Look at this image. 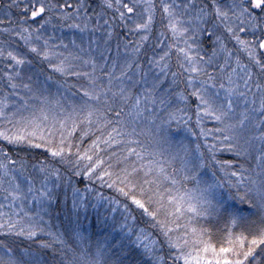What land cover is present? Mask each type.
<instances>
[{"label": "snow or ice", "instance_id": "obj_1", "mask_svg": "<svg viewBox=\"0 0 264 264\" xmlns=\"http://www.w3.org/2000/svg\"><path fill=\"white\" fill-rule=\"evenodd\" d=\"M8 8H16L22 13L19 16L21 23L14 26V29L18 27L21 30L13 29V35L20 36L28 48V53H7L14 61L7 65L11 71L4 73L8 87L13 90L23 88L32 97L47 101V97L37 96L39 89H33L32 76L27 77L29 83L23 80L17 83L22 66L33 63L28 58L31 54L51 70L44 76V89L57 74L62 78L83 77L87 80L86 85H73L81 94V102L73 105L71 115L83 116L89 125L81 131V139L88 135L94 116L97 123L103 118V123L112 124L107 115L114 114L116 126L104 140L96 137L89 149L81 151L72 138L79 124L76 119H72L69 126L71 116L59 119L54 114L50 115L43 106H30L28 99L31 97L22 98L20 108L8 111L7 95L0 98V171L14 182L11 191L4 189L8 193L5 199L11 197L14 205L16 200H27L30 195L33 201L44 206L36 213L25 212V216L34 222L19 228V217L15 221L11 217L4 219L5 214L0 213V232L5 237L24 236L35 244V247L29 245L20 249L17 255L9 243L0 240V264H264V248L257 253V248L264 245V133L258 137L260 145H254L255 137L246 129L250 120L248 108L239 119L233 121L229 118L234 110L233 97L243 98L247 103V94L252 87L260 92L259 111L264 114V0H160L159 4L156 0H11ZM158 11L161 31L157 43L162 45L164 41L161 38L169 33L171 38L166 50L158 57H149L145 52L146 64L151 66L146 67L140 54L152 36ZM54 20L56 24H53ZM57 24L61 28L77 29L80 33L103 30L105 43L114 37L117 39V57L121 43L124 52L131 53V56L120 63L119 74L114 75L117 61L114 60L111 70L105 72L103 68L107 58L101 53L104 63L97 75L95 58L83 59L69 51L63 40L58 45L49 44L52 37L45 38L43 30L49 25L55 28ZM33 36L36 41H42V45L33 43ZM129 36L133 39H128ZM176 37L180 39L177 41ZM71 43L76 45L75 37ZM178 43L183 47H178ZM230 43L233 47H229ZM61 46L64 52L59 51ZM77 48L83 51L80 45ZM106 50L111 51L110 48ZM173 50L176 52L177 70L171 72L172 79L169 80ZM240 53H246L247 63L242 62ZM0 55H3L2 51ZM76 60L91 65V71H80L81 65L73 63ZM153 67L159 70V74L149 80ZM238 69L243 72L242 76ZM253 69H258V73ZM38 71L44 72V69ZM234 76L237 77L235 80ZM241 81L243 92L239 91ZM55 83L67 87L63 79L55 80ZM218 89H225L226 95V102L219 105L216 104ZM14 94L20 96L18 91ZM190 97L198 100L195 104L198 121L200 113L209 115L223 125L217 131L227 133L216 138L217 144L205 141L211 165L219 166L218 171L226 179L221 180L215 171L210 177L203 171L211 165L206 164L199 144L196 145V154L184 148L183 156L176 153L169 158L171 164L179 156L181 164L179 169L172 168L171 173L164 164L156 161H150L148 166L133 164L120 167L133 154L137 160L143 159L144 152H137L130 146L140 144L139 139H134L136 123L142 119H160L164 125L180 120L177 113L182 109L175 108L174 103L187 106ZM255 103L253 93L252 104ZM29 108L32 110L27 116L21 114V109ZM158 112L163 115L158 117ZM253 123L264 125V115ZM129 125H132L130 129ZM156 127L157 132L164 131L161 126ZM160 140L167 143L166 136H160ZM100 143L108 147L125 144L119 150L122 159L114 161L115 171L113 164L106 163L98 151L88 154L92 149L99 150ZM37 149L44 150L42 158L30 156ZM219 150L233 152L236 157H245L255 164L245 167L239 159L217 160L215 153ZM237 165L239 170H236ZM29 167L35 175H24L28 184L25 194L20 190L21 181L14 173L18 169L23 175ZM176 175H180L179 180ZM80 176L114 189L123 199L104 196L91 184H85L82 192L73 183V177ZM37 179L38 188L35 187ZM191 180L197 185V189H193L198 191L195 198L187 191L167 196L160 191L164 181L175 186L181 181ZM62 187L65 201L69 187L72 193L68 227L63 231L52 230L43 225L40 212L48 214V207L58 204L60 193L57 190ZM93 191L95 196L87 198ZM165 191L170 193L173 189ZM236 201L247 205V212ZM89 208L95 214L98 230L103 233L96 240L92 239L93 225L84 224ZM134 211H139L140 216L133 215ZM195 217L223 219V233L214 241L212 228L190 227ZM182 219L189 223H180ZM40 235L48 238L38 239Z\"/></svg>", "mask_w": 264, "mask_h": 264}, {"label": "trees", "instance_id": "obj_2", "mask_svg": "<svg viewBox=\"0 0 264 264\" xmlns=\"http://www.w3.org/2000/svg\"><path fill=\"white\" fill-rule=\"evenodd\" d=\"M160 0H156V3L159 4ZM178 2H181V0H178ZM199 2V0H197ZM11 3V0H0V51L3 52V55H0V98H4L7 95V99L9 101V107L8 111H13L16 108H20L21 104L23 103L22 98L31 97L28 99V104L36 105L37 107L43 106L46 110L49 111V114L57 113V118L64 119L67 116H71V119L68 120V125L71 126L72 119H76L79 121L78 127L76 128L75 132L73 133V143L74 145H78L80 147L81 151H84L86 149H89L91 146V141L95 139L96 137H100L101 140H104L108 134L112 131V127L116 126V121L114 118V114H108L107 119L112 120V124H105L103 123V118H101V122L97 123L96 117H93V123L90 126V131L88 132L87 136H84L81 139V131L84 129L89 128V125L84 120L83 116L78 115H71L73 112V105H79L80 104V93L77 87H74L73 85L76 84H87V80L83 77L75 78V77H61L60 75H55L53 81H48V88L44 89L42 87L44 83V76L51 72L50 69H47L46 64L41 63L39 58H33V55H29L28 58L33 60V63L30 65H24L22 66V74L19 79H17V83H20V80H23L24 83H29L27 77L32 76V85L33 89H39L37 92V96L43 95L47 97V101L36 99L35 97H32V94L27 92L23 88L18 89H11L7 85V80L4 77V73L6 71H11L7 67L8 64L14 63L12 59L7 55L9 51L16 53H28V48L25 46L24 41L20 38V36L13 35V29L15 25H19L20 19L19 16L22 14L20 11L16 8H8V5ZM160 13L159 11L156 14V20L157 23L153 29L152 36L150 40L145 45L144 51L141 52V59L145 60V66L146 59H145V52L147 53V56L151 57L153 55H156L157 57L163 53L164 50H166L167 44L171 38L170 33L162 37L164 43L158 44L157 43V36L159 31H161L160 28ZM166 22V21H165ZM53 24H56V21H53ZM24 27H27V25H24ZM7 28L9 31H4V29ZM15 31H20L21 29L16 27L14 29ZM119 31V29H118ZM44 37H52V39L49 40L50 45H58L61 40H63L64 44L68 45V50L73 51L74 53H77L83 59H88L89 57H93L97 60V75H99L100 72V65L104 63L103 60H101V53L104 54V57L107 58V63L104 65L103 71L107 72L111 70V64L114 60L117 61V69L114 75L119 74V65L122 63L126 58H130L131 53H125L123 50V44L121 43L119 56L117 57V48L116 45L118 43L117 39L114 37L112 40L107 41L106 40V33L103 30L92 32L91 30L80 33L77 29H69V28H61L57 24L55 28H53L51 25L47 26L43 30ZM26 35V34H25ZM76 38V45H73L71 43L72 38ZM128 39H133L132 36H129ZM177 41L180 39L179 37L175 38ZM91 41V43H89ZM32 42L42 45V41H36L35 36L32 37ZM77 45H80L83 48V51H80L77 48ZM179 47V46H178ZM229 47H233V44L230 43ZM110 48L111 51H107L106 49ZM59 51L64 52L65 49L61 46L59 47ZM240 57L242 62L247 63L248 58L246 53H240ZM73 63L81 65L79 70L80 71H91V65H84L82 61L76 60L73 61ZM171 65V69L168 72V79L171 80V72L177 70L176 66V52L173 50L172 59L169 61ZM38 69H44V72L38 71ZM227 71V70H225ZM254 72L258 73V69H253ZM239 74L242 76L243 72H241L238 69ZM159 74V70L156 68H152V72L149 75V80L152 79L153 75ZM37 78L39 82H37ZM237 77H233L235 80ZM63 79L67 83V87H65L63 84L57 85L55 83V80H61ZM106 82V78H105ZM217 82H219V78L217 79ZM227 83V81H224ZM117 82L114 81V84ZM35 85H38L36 88H34ZM41 87V88H40ZM167 87V85H165ZM183 87V85H181ZM210 89V86H209ZM44 92H43V91ZM18 91L20 93V96H16L14 93ZM172 91H176V89H172ZM189 92L191 89L188 90ZM211 91V89H210ZM239 91H245L243 83L241 81V86ZM253 93H255V100L256 103L252 104L253 99ZM160 93H158L159 95ZM235 103H234V110L230 114V119L235 121L240 118V114L244 111L245 108H248L250 110V120L246 123V129L247 133L255 139L253 140L254 145L259 146L260 140L258 139L259 135L261 133H264V125L257 126L253 123V121L258 122L261 118V115H264L260 113L259 111V103H260V92L257 91L254 87H252V91L248 92L247 94V103H245L243 98H236L233 97ZM55 102H62L60 104V109L63 108L64 111H59L57 107H54ZM221 102H226V95H225V89H218V99L216 100V104L219 105ZM198 103V100L195 97H190L189 103L187 106H185L182 103H174L175 108L182 109V112L177 113L178 116L181 117L180 120H173L169 124L161 125L160 119H157L155 121H148V120H139L136 123V129H137V135L134 137V139H139L140 144H131V147H134L137 152H144L143 159L137 160L135 154L128 157L127 161H124L121 163L120 167L124 166H132L135 164L136 166H139L140 164H144L145 166H148L150 161H156L158 163H162L166 166V170L171 173L172 168L179 169L181 167L179 156L184 155V148H187L189 152L196 154V145L199 144L201 146L200 150L204 152V155L206 157V164L211 165L209 153L207 150V146L205 145V141H208L210 144H217V137H220L222 135H225L227 133H221L217 131V129L223 127L221 123L211 118V116L206 115L204 113H200V120H197V110L195 108V104ZM255 109V111H252ZM32 109L29 108L28 110L21 109V114L27 116L29 114V111ZM187 113V115H183V113ZM148 114L145 113V116ZM163 113L158 112L157 116H162ZM164 119H167L165 116ZM132 125H129V129ZM161 126L164 131L163 132H157V127ZM201 129L204 130V132H201ZM143 131V134L141 132ZM113 135H115L113 133ZM160 136H166L167 137V143L160 140ZM119 139V138H118ZM124 140H127V133L124 134ZM143 145V148L141 147ZM125 144L121 143L118 145H113L111 147H108L104 143H100L99 150L92 149L88 152L89 155H93L95 152L98 151L99 156L104 158L106 163H112L113 164V170L115 171L116 165L114 161L117 158L122 159L120 149L124 148ZM73 151H75V147L73 148ZM44 153L43 149H37L30 153L31 157L35 158H42V154ZM112 153H115L116 155L113 157L111 156ZM179 153V156H177V159L169 164L168 160L173 155ZM256 154L255 152L253 153ZM125 155H127L125 153ZM217 160H237L239 159L240 163L245 164V167H252L255 164V161L247 159L245 157H236L233 152H229L226 150H219L215 153ZM163 157V158H162ZM16 158V157H14ZM95 159V156H93ZM74 159V157H73ZM34 162V161H33ZM155 167V165H153ZM217 165H211L210 167H206L203 171L207 173V175L210 177L212 171L216 172V176L219 177L221 180H225V176L223 173L218 171ZM228 171H231L232 169H227ZM236 170H239V166H236ZM14 175H17V179L21 181V188L20 190L27 194V187L28 184L26 181H24V175H35V173L32 172L31 168L27 170L23 175L19 174V170L17 169V173H14ZM190 175V173H189ZM248 174L245 173V176ZM176 179H180V175H176ZM234 179V178H233ZM0 205L3 207H0V213H4L5 216L4 219L11 217L12 220H17V217L20 218V221L17 225V227H24L29 222H34L32 218L25 216V212L28 213H36L40 211L41 207H44L43 205H40L38 202L33 201L32 197L29 195L27 200L18 199L15 201V204L13 205L11 203V197L8 199H5V197L8 195L7 192L4 191V189H8V191H11L14 188V182L12 181V178L10 176H5L3 171H0ZM73 183L76 187L80 188L83 192V187L85 184H91L92 188L95 191L101 192L104 196H114L117 199H123L119 196L118 193L115 192L114 189H108L106 186H101L100 182L97 180L89 181L87 177L80 176V177H73ZM35 187H39V180L37 179ZM227 187V185H225ZM172 188L173 191L166 192V189ZM193 189H197V185L194 180L191 181H181L178 185H171L170 181H164L161 185L160 191L165 196L167 195H177V191L180 193H183L187 191L188 195L192 197L198 196V191H193ZM243 191V189H241ZM60 193V198L58 204L54 203L51 207H48V214H45L44 212H40V215L43 216V225L47 227H50L52 230H61L63 231L65 228L68 227V217L70 215V210L72 209V193L71 188L69 187L67 189V200H64L65 196V190L62 187L61 189L57 190ZM95 191L88 194L87 198H92L95 196ZM94 202V201H93ZM195 202V201H194ZM236 204L244 209L245 212L248 210L247 205H241L239 204V201H236ZM118 207V206H116ZM133 209H135V206L132 205ZM101 212H103V209H100ZM119 211L117 212V216H119ZM133 215H136L137 217L140 216L139 211H134ZM190 215V214H189ZM254 219V218H253ZM96 217L91 208H89V215L88 219L84 221L85 226L88 224L93 225V240H96L98 236L102 235V231H99V226L95 223ZM182 224L189 223L188 220L182 219L180 221ZM201 226L204 227H210L212 228L213 232V240L215 241L219 236L223 233L225 228V221L223 219L217 220L215 217H209V218H201V217H195L190 224V227H196L200 228ZM234 231H239L240 229H233ZM48 237L46 235H40L38 236V239H47ZM251 238V237H249ZM0 240H5L6 243H9V246L13 247L16 251L17 255L19 254V250L23 249L25 247H28L31 245L32 247H35V244L33 241L27 239L24 236H14L10 235L5 237V235L0 232ZM260 248H264V245H261L257 248V253L260 252ZM51 256V253H49V258Z\"/></svg>", "mask_w": 264, "mask_h": 264}, {"label": "rangeland", "instance_id": "obj_3", "mask_svg": "<svg viewBox=\"0 0 264 264\" xmlns=\"http://www.w3.org/2000/svg\"><path fill=\"white\" fill-rule=\"evenodd\" d=\"M178 46L179 47H183V44L182 43H178ZM38 85H35L34 86V88H36ZM39 87V86H38ZM41 88V87H40ZM43 91V90H42ZM44 92V91H43ZM62 102H58V103H56L55 102V104H54V107L56 108L57 107V109L59 110L60 109V104H61ZM63 104V103H62ZM60 111V110H59ZM56 117H57V113H53ZM50 115H52V114H50Z\"/></svg>", "mask_w": 264, "mask_h": 264}]
</instances>
